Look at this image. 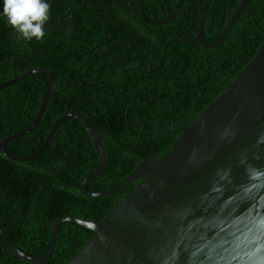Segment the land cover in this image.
<instances>
[{
	"label": "trees",
	"instance_id": "obj_1",
	"mask_svg": "<svg viewBox=\"0 0 264 264\" xmlns=\"http://www.w3.org/2000/svg\"><path fill=\"white\" fill-rule=\"evenodd\" d=\"M149 21L167 18L177 0H141ZM238 0H206L201 36L215 40ZM42 40H25L0 16V82L35 66L47 68L52 88L36 125L6 143L15 154H30L45 139L56 117L82 114L102 143L108 165L85 186L98 191L124 178L146 157L161 156L179 128L214 100L254 55L264 39V0H246L223 40L203 47L193 36L202 0H181L174 16L146 23L139 0H48ZM47 83L36 71L0 89V140L27 126L36 115ZM98 164L95 148L74 117H65L47 147L18 161L0 152V228L31 256L48 246L60 217L99 220L139 179L102 197L79 190L84 174ZM91 230L63 222L51 254L26 261L0 237V264H65Z\"/></svg>",
	"mask_w": 264,
	"mask_h": 264
},
{
	"label": "water",
	"instance_id": "obj_2",
	"mask_svg": "<svg viewBox=\"0 0 264 264\" xmlns=\"http://www.w3.org/2000/svg\"><path fill=\"white\" fill-rule=\"evenodd\" d=\"M193 36L203 47L219 44L242 10L238 0L219 36L206 41L201 36L206 0ZM181 0L165 19L149 21L160 25L171 19ZM36 71L47 83L39 108L31 122L0 140L7 158L29 160L47 147L65 117L76 118L88 134L98 164L82 176L80 192L102 197L139 179L121 195L99 220L73 215L58 218L52 225L48 246L40 256L15 247L0 228L8 248L29 262H42L52 252L63 222L91 230V235L65 264H264V39L229 85L193 119L179 128L180 134L161 156L146 157L114 185L91 191L86 181L107 168L102 143L86 118L75 110L56 117L42 144L30 154H15L6 143L33 128L44 110L53 84L51 72L42 66L0 82V89Z\"/></svg>",
	"mask_w": 264,
	"mask_h": 264
},
{
	"label": "clouds",
	"instance_id": "obj_3",
	"mask_svg": "<svg viewBox=\"0 0 264 264\" xmlns=\"http://www.w3.org/2000/svg\"><path fill=\"white\" fill-rule=\"evenodd\" d=\"M0 16L6 18L22 39L42 40L49 19L48 0H0Z\"/></svg>",
	"mask_w": 264,
	"mask_h": 264
}]
</instances>
